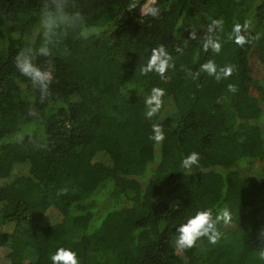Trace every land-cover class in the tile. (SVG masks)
Here are the masks:
<instances>
[{"label":"trees","instance_id":"1","mask_svg":"<svg viewBox=\"0 0 264 264\" xmlns=\"http://www.w3.org/2000/svg\"><path fill=\"white\" fill-rule=\"evenodd\" d=\"M147 3L0 0V264H51L60 247L80 264H264V0H155L156 17ZM160 45L163 78L141 70ZM29 50L50 71L46 94L16 68ZM209 60L232 74L201 71ZM191 152L199 164L183 169ZM205 208L229 212L218 238L177 248L176 227Z\"/></svg>","mask_w":264,"mask_h":264},{"label":"clouds","instance_id":"2","mask_svg":"<svg viewBox=\"0 0 264 264\" xmlns=\"http://www.w3.org/2000/svg\"><path fill=\"white\" fill-rule=\"evenodd\" d=\"M136 5H133V8ZM142 14L146 13L156 17L160 13L158 6H155V0H152V6L140 8ZM47 19V27L49 30L56 26V19L50 12L45 13ZM223 21L221 19H213L208 25L207 32L212 33L214 30L222 28ZM249 26L248 21L244 22L243 30H247ZM192 38H195L194 34H191ZM234 43L243 46L247 42L246 36L243 34L242 26L235 24L232 29L231 37ZM203 49L205 51L211 49L214 52L221 50V43L219 40L214 39L211 36H205L203 42ZM40 55H49V48L47 46H41L38 50ZM171 56L164 45H160L152 50L150 57L146 65L141 69L142 72H156L161 78L164 77L166 70L171 67ZM16 68L19 72L27 77L34 85H37L42 94H46L51 83V74L49 70L40 68L33 63L31 50L28 52H21L15 59ZM200 70L206 72L210 76H214L216 80L227 78L233 72L232 66H224L217 68V65L209 60L200 65ZM199 73H197L198 75ZM229 89L233 92L236 91V87L232 84L228 85ZM164 90L159 87H154L148 96L145 97L144 103L146 105L145 115L151 118L155 115L162 106V97ZM153 135L151 139L156 142H160L164 139V132L162 131V125L153 124ZM199 164V153L191 152L183 157L181 160V166L183 169L191 170L193 166ZM223 219L225 223L230 220V215L227 210L222 213L213 215V211L210 208L197 210L194 215H191L187 220L176 227L178 233L175 239V246L179 249L191 248L201 237H207L210 242H215L219 236L217 229L218 222ZM261 235H264V231H261ZM51 264H80L78 254L70 247L58 248L50 257Z\"/></svg>","mask_w":264,"mask_h":264},{"label":"rangeland","instance_id":"3","mask_svg":"<svg viewBox=\"0 0 264 264\" xmlns=\"http://www.w3.org/2000/svg\"><path fill=\"white\" fill-rule=\"evenodd\" d=\"M150 1V0H149ZM149 3V2H148ZM148 3L146 5H144L143 8L146 9V7L148 6ZM146 12V11H145ZM183 30V29H182ZM185 33V30L181 31ZM258 76H264V68H262L258 74ZM76 236V237H75ZM77 232L72 230V227H70L69 231H68V237L70 240H75L77 238Z\"/></svg>","mask_w":264,"mask_h":264}]
</instances>
